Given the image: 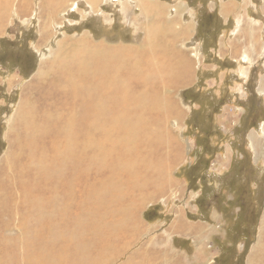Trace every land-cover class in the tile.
<instances>
[{
	"label": "rangeland",
	"instance_id": "rangeland-1",
	"mask_svg": "<svg viewBox=\"0 0 264 264\" xmlns=\"http://www.w3.org/2000/svg\"><path fill=\"white\" fill-rule=\"evenodd\" d=\"M0 142V264H264V0H0Z\"/></svg>",
	"mask_w": 264,
	"mask_h": 264
},
{
	"label": "bare ground",
	"instance_id": "bare-ground-1",
	"mask_svg": "<svg viewBox=\"0 0 264 264\" xmlns=\"http://www.w3.org/2000/svg\"><path fill=\"white\" fill-rule=\"evenodd\" d=\"M145 11H146V13H149L150 12V10L148 9V8H145ZM163 33V32H162ZM151 34V35H150ZM150 36H152L154 39L156 38V37H158V36H154L153 35V32H152V30H150ZM160 35V34H159ZM153 39V40H154ZM152 41V40H151ZM77 42V41H76ZM93 49V51L95 52V50L94 49H98V47H95V48H92ZM83 51V50H82ZM81 51V52H82ZM72 52H74V51H72ZM76 52V51H75ZM93 52V53H94ZM85 54V53H84ZM90 54V53H89ZM92 54V53H91ZM77 55H80V54H77ZM89 56H91V55H89ZM92 57V56H91ZM75 59V58H74ZM77 59V58H76ZM86 59V58H85ZM90 60V59H89ZM91 61V60H90ZM89 61V62H90ZM93 61V60H92ZM80 62V61H79ZM107 62V64H108V62H109V64H111L110 63V61L109 60H107L106 61ZM127 65V64H126ZM78 66H80V65H78ZM83 66H84V64H83ZM85 67V66H84ZM102 67V66H101ZM109 67V66H108ZM107 67V68H108ZM68 68V67H67ZM78 68H80V67H78ZM83 70V69H82ZM87 70V69H86ZM78 71V70H77ZM80 71V70H79ZM84 71V70H83ZM100 71V70H99ZM75 72V70H70L69 71V74H71V73H74ZM85 72V71H84ZM86 72H88V71H86ZM106 72L108 73V75L106 76V79L105 80H107V84L106 85H104L103 87H101V84H98V86H95L96 85V83H95V85H91V88H94V90L96 91V95L95 96H97V97H91V100H90V98H89V103L91 104L92 102L94 103V105H92L93 107V109H91L92 110V113H94L95 115H101L100 117H102V113L103 112H105V113H108L107 112V105H109V104H107V103H110V102H108V100H104V99H106V98H109L110 96H109V94H110V92H112V89L114 88V85H111L112 84V81H111V77H109V70L108 69H106ZM89 73V72H88ZM118 74V73H117ZM103 75V74H102ZM106 75V74H105ZM71 76V75H70ZM88 76H90V75H88ZM144 76V75H143ZM125 77V76H124ZM118 78V77H117ZM93 79V78H92ZM137 79V78H136ZM76 80V79H75ZM109 82L111 83V84H109ZM83 87V86H82ZM122 87V86H121ZM106 90V95H107V97L106 98H104V96L102 95V92H103V90ZM122 89V88H121ZM89 92H92V91H89ZM109 92V93H108ZM125 92V91H124ZM94 94V93H93ZM114 94V93H113ZM112 95V94H111ZM158 95V94H157ZM109 96V97H108ZM113 96V95H112ZM118 96V95H117ZM131 97V96H130ZM104 98V99H103ZM88 99V98H87ZM141 99V98H140ZM162 99V98H161ZM112 100V99H111ZM135 101V100H134ZM155 102V101H154ZM117 103H120V102H117ZM89 104V105H90ZM105 104H107V105H105ZM140 104V103H139ZM143 104V103H142ZM119 105V104H118ZM154 105V104H153ZM157 105V104H156ZM103 106L105 107V109L103 108ZM123 106V105H122ZM143 107H144V105H142ZM137 107V106H136ZM154 107H155V105H154ZM117 108H119V107H117ZM140 108H142V107H140ZM146 108V107H145ZM84 109V108H83ZM113 111V110H112ZM111 111V112H112ZM115 111V110H114ZM125 111V110H124ZM116 112V111H115ZM119 113V112H118ZM124 113H127V111H125ZM114 114V113H113ZM112 114V115H113ZM91 115V114H90ZM106 115V114H105ZM109 115V114H108ZM112 115H110L111 116V118H112ZM92 117H93V115H91ZM107 116V115H106ZM116 116V115H115ZM145 117V116H144ZM99 118V117H98ZM106 119V118H105ZM114 119V121H116V119H115V117L113 118ZM109 123V122H108ZM84 129H85V132L84 133H82V131L81 132H77L76 131V129H70L69 127H70V124H69V129H67V132H64V134H63V136H62V139H60V142H59V146H61V147H64V150H66V149H70V148H73V146H75L74 144H76V146L79 148V151L78 152H71L70 154H68V155H64V154H61V157L62 158H67V162L68 163H65L64 162V165H63V169H66V166H69V169L70 168H76L75 166H78L79 164L81 165V162H85V161H89V162H94V157H93V154H94V151L92 150V148H95V149H97V147H102V146H107L108 147V145H106V144H104L103 142H102V144H99V143H97L95 140H94V136H95V134H94V132L95 131H98V132H100V134H101V136H103V138L104 137H113L114 135H113V132H111V129L115 126V125H111V123H110V125L112 126V128H110V125H102V122H101V120L100 119H86V120H84ZM118 125V124H117ZM116 127V126H115ZM114 127V128H115ZM113 128V129H114ZM116 129V128H115ZM123 130V132L126 134V138H125V140H124V142H121V141H118V139H117V141H118V143H124V144H126V145H128L129 143H131V142H133V140H132V138H133V136L131 135L132 134V132H125L126 130L125 129H122ZM142 131V130H141ZM139 134V133H138ZM140 135V134H139ZM59 140V139H58ZM139 140V139H138ZM110 142V141H109ZM135 142V141H134ZM113 143H114V141H113ZM112 143V144H113ZM111 145V144H110ZM114 145V144H113ZM112 145V146H113ZM116 145V144H115ZM115 147V146H114ZM85 148V149H84ZM109 148H110V150L112 149V147L111 146H109ZM146 148V147H145ZM104 149H107V148H104ZM113 149H115V148H113ZM63 150V149H62ZM107 150H109V149H107ZM112 151V150H111ZM100 152H102V151H100ZM59 153H60V151H59ZM123 153V152H122ZM57 154V153H56ZM66 154V153H65ZM109 154H110V152H109ZM108 154V155H109ZM103 155L104 156H107V154H104L103 153ZM102 155V156H103ZM89 156H91V158L90 159H88V157ZM124 156H127V155H124ZM60 157V155H58V158ZM133 158V157H132ZM99 159V158H98ZM118 159V158H117ZM100 160H102V159H100ZM120 162L121 163H124V165L121 167V168H123V169H130V168H132L131 167V165H129V160H128V158L127 159H123L122 161L120 160ZM86 163V162H85ZM116 164H118V163H116ZM120 165V164H119ZM87 166V165H86ZM92 166V165H91ZM85 167V166H84ZM93 167V166H92ZM86 168V167H85ZM136 170V169H135ZM89 171V170H88ZM134 178V177H133ZM68 179H70V178H68ZM137 182V181H136ZM76 185V184H75ZM123 187V186H122ZM122 187H120V188H122ZM116 188V187H115ZM125 188V187H124ZM111 185L109 184V183H103L101 186H99L97 189L96 188H92V189H90V193H88L89 195L88 196H105V194H109V193H111ZM110 191V192H109ZM109 192V193H108ZM116 194L117 195H119L117 192H116ZM122 194V193H121ZM120 194V195H121ZM67 199V198H66ZM86 200V199H85ZM69 217V216H68ZM80 220V219H79ZM119 221H120V219H118ZM75 221L76 220H74L73 222H72V224H74L75 226L77 225V228H78V221L75 223ZM93 223H97V220H94L93 221ZM99 223H101V221H99ZM102 224V223H101ZM115 224V222L113 223V225ZM107 225V227H110V224H106ZM45 226V225H44ZM96 226V225H95ZM76 228V227H75ZM50 230V229H49ZM89 230V229H88ZM42 232H44V230L42 231ZM136 232V231H135ZM79 233V232H78ZM80 234V233H79ZM63 237H65V235H63ZM62 237V238H63ZM80 238H82V237H80ZM63 240L64 241H66V239L65 238H63ZM73 240V239H72ZM77 243V242H76ZM70 244V243H69ZM69 246V245H68ZM73 246H74V244H73ZM104 246V245H103ZM75 248V247H74ZM117 250H119V249H117ZM116 250V251H117ZM125 251V250H124ZM63 252V251H62ZM103 253V252H102ZM65 254V253H64ZM108 254V253H107ZM116 254V253H115ZM46 255V254H45ZM114 255V254H113ZM105 256H106V254H105ZM108 256V255H107ZM62 257V256H61ZM65 257V259L67 258L66 256H64ZM137 257V256H136ZM58 258V257H57ZM60 258V257H59ZM115 259V258H114ZM46 260V259H45ZM60 260V259H59ZM67 260V259H66ZM100 260V259H99ZM51 261V260H50ZM104 261V260H103ZM102 261V262H103ZM106 261V260H105ZM107 261H108V259H107ZM102 262H101V264H102ZM62 262H58V264H61ZM99 263V262H98ZM131 263V262H130ZM40 264V263H39ZM92 264H93V262H92Z\"/></svg>",
	"mask_w": 264,
	"mask_h": 264
},
{
	"label": "trees",
	"instance_id": "trees-1",
	"mask_svg": "<svg viewBox=\"0 0 264 264\" xmlns=\"http://www.w3.org/2000/svg\"><path fill=\"white\" fill-rule=\"evenodd\" d=\"M31 71L30 70H28V71H24L23 73H22V76L23 77H29L30 75H31V73H30ZM3 150H4V146H3V144H2V142H0V154L3 152ZM200 160H201V158H200ZM207 161V160H206ZM203 163V162H202ZM199 168H200V166H199ZM214 197L213 198H217V195H213ZM215 202L216 201H214L213 199H211V200H209V201H207L206 202V204H205V209L207 208V209H211L213 206H211V205H213V204H215ZM216 205V204H215ZM146 218V217H145ZM148 221H151V219H148V218H146Z\"/></svg>",
	"mask_w": 264,
	"mask_h": 264
}]
</instances>
